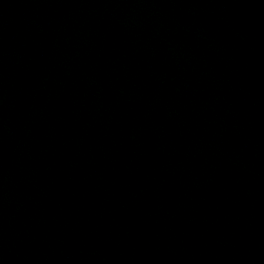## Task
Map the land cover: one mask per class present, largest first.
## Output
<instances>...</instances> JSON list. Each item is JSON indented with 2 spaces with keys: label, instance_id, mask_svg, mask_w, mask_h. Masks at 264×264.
<instances>
[{
  "label": "water",
  "instance_id": "water-1",
  "mask_svg": "<svg viewBox=\"0 0 264 264\" xmlns=\"http://www.w3.org/2000/svg\"><path fill=\"white\" fill-rule=\"evenodd\" d=\"M0 264H264V0H0Z\"/></svg>",
  "mask_w": 264,
  "mask_h": 264
}]
</instances>
